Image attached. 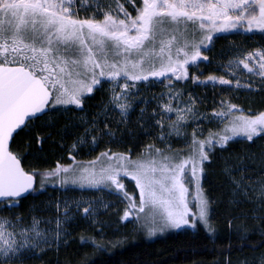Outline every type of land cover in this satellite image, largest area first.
<instances>
[{
  "label": "snow or ice",
  "instance_id": "obj_1",
  "mask_svg": "<svg viewBox=\"0 0 264 264\" xmlns=\"http://www.w3.org/2000/svg\"><path fill=\"white\" fill-rule=\"evenodd\" d=\"M255 32L264 36V0H0V211L18 208L21 199L40 195L49 186L66 192L107 191L125 205L120 219L132 218L130 222L148 237L184 226L214 233L212 201L201 185L204 165L211 162L214 150H225L234 140L264 139V110L246 113L225 97L208 115L199 111L191 93L182 99L183 91L176 83L191 80L236 91H255L258 84L264 91V46L251 51L236 48L221 66L231 79L214 74L201 79L189 72L209 60L204 53L220 34L250 37ZM244 76L258 80L242 83ZM152 82L163 83L166 91L154 97L157 106L149 113L150 101L137 94L140 85ZM105 84L107 101H102L90 121L79 118L87 127L69 148L71 162L39 167L43 159L39 153L51 135L43 129L54 126L56 114L82 111L89 94ZM138 104L144 105L138 114L140 127L163 147L147 144L136 158L130 150L106 148L90 160L76 159L73 152L80 147L87 144L89 151H95L103 137L115 138L107 123L111 112L118 113V123L124 124ZM204 121L219 126L204 135ZM189 124L190 139L182 131ZM33 129L39 130L33 133L36 163L25 164L32 145L25 143L14 150L13 143L20 132ZM173 135L183 140L187 152L171 147ZM246 170L243 164L229 168L225 161L222 171L231 184L229 205L243 204L254 190L258 203L251 209L252 218L264 222V171L253 187L243 183V175L233 176ZM128 178L135 183L138 200L135 192L126 190ZM190 196L196 206L191 217ZM98 203L102 201H74L77 213L92 224L97 223ZM38 207H30L27 224L19 213L12 218L0 216V264H24L42 246L58 244L68 235L65 225L73 217L67 200L55 202L54 228L40 227L44 218L35 215ZM46 223L52 225L53 219ZM227 223L231 229V219ZM248 231L241 229V239ZM260 234L264 235V228ZM86 239L92 238L81 236L82 242ZM92 243L100 247L94 239ZM259 264H264V253Z\"/></svg>",
  "mask_w": 264,
  "mask_h": 264
},
{
  "label": "trees",
  "instance_id": "obj_2",
  "mask_svg": "<svg viewBox=\"0 0 264 264\" xmlns=\"http://www.w3.org/2000/svg\"><path fill=\"white\" fill-rule=\"evenodd\" d=\"M220 37L214 41L211 50L204 53L209 56L211 62L223 61L220 55L234 52L238 47L244 51H251L264 46V36L259 32H255L250 37L223 34H220ZM200 65H203V62ZM212 70L214 69L211 68L209 72ZM107 86L105 84L104 89L89 94V98L82 105V111L56 114L53 120L54 126L43 129V132L51 135L42 145L43 152L39 155L43 159L39 162V167H53L57 161L62 164L71 162L69 148L83 133L84 127H87L80 123L79 118L85 117L89 121L93 118V113L103 106L102 101L108 99L105 91ZM158 89L155 86L147 88L138 96L149 98ZM186 90L197 98L198 107L205 113H210L214 107H217L219 100L225 97L244 108L246 113L250 110V114H256L264 110V91L260 90L258 84L255 91H236L227 88L214 91L199 85H192ZM140 107L142 105L139 106V110ZM139 110L130 114L127 123L124 124L118 123L120 119L118 113L111 112L107 123L114 132L115 138L105 136L100 139L99 147L95 148V151H89L90 145L86 144L73 152V155L78 161H87L107 148L115 152L130 150L131 156L136 158L147 144L161 147L162 144L158 140L153 136L145 135L140 127ZM37 131L39 130H26L15 137L14 150H19L25 143L32 145L28 149L30 154L26 157L25 164L36 163L33 156L37 154V145L33 133ZM207 132L206 126L204 135H207ZM169 142L173 149H186L175 139ZM225 161L228 167L233 169L241 164L245 165L246 171L234 172L233 176L238 178L243 175L246 178L243 183L255 187V181L260 178L261 171H264V139H256L254 143L243 139L234 140L225 150H214L211 162L205 163L201 185L212 201L211 216L216 230L214 233L209 234L202 227H185L154 238H146L135 223L122 222L117 213L111 211L102 213L101 221L96 224L86 222L78 215L67 224L68 235L59 244H53L49 248L27 256L24 264H226V262L227 264H259V258L264 253V235L260 234L264 222L253 219L251 213V209L258 201L255 200L254 190H250L248 192L250 199L240 205H229L231 184L228 176L222 171ZM247 177L253 179L248 180ZM56 191L54 186H49L40 195H28L19 201L18 208H13L15 214L19 213L24 220H28L32 215L29 211L30 207L38 205L35 215L55 218V202L60 199ZM49 203L52 206L45 207ZM6 209L8 208H3ZM229 212L231 215L228 214ZM241 212L244 215H240ZM229 219L232 221L231 229L227 223ZM242 228L249 229L243 239H241ZM81 236L94 239L100 247H96L92 239L82 242Z\"/></svg>",
  "mask_w": 264,
  "mask_h": 264
},
{
  "label": "rangeland",
  "instance_id": "obj_3",
  "mask_svg": "<svg viewBox=\"0 0 264 264\" xmlns=\"http://www.w3.org/2000/svg\"><path fill=\"white\" fill-rule=\"evenodd\" d=\"M126 7H127V5H126ZM129 11L134 14V11H133V9L131 7H129ZM81 15H84V13H81ZM235 50H236V48L234 49V52H235ZM234 52L230 51V52H227V54H225V55H220V58L223 61L219 60V61L211 62V59L208 56V58H209L208 61L203 62V65H199V67H192V68H190L189 69V72L190 73L195 72L198 76H200L201 79H203L204 77L208 76L209 74H214V75H217V76H219V75H226V73L222 70L221 66L224 63H226L229 58H231L233 56ZM211 68H213L214 70H212V71L209 72V70ZM201 73H202V75H201ZM226 78L231 79L232 77L226 75ZM251 79H257L258 80V78H251L249 76H244V77H242L241 82L242 83H247V82H250ZM173 83H175V79L174 78H173ZM192 85L195 86V85H198V84L193 83L191 80H188L186 83H184V82L176 83V87L182 89V91H183L182 99H185L186 100L188 98V94L189 93H187V90L186 89H189L190 86H192ZM154 86H155V88H159V89H158L157 92H153L154 94L152 93L149 98H147L150 101V103H148L147 106H146L147 107V111L149 113H151V111L153 110V108L157 106V100L154 99V97H157L161 92L166 91V89H165V86H164L163 83H158V82H152V83L140 85V92L139 93H141L142 91H144L147 88H154ZM199 86H201L203 88H210V89H212L214 91L215 90H220L222 88L223 89H226L227 88V86H220V85H217L216 87H213L211 84H208L207 87H205L203 85H199ZM139 93L137 95H139ZM140 105H142V104H138L136 106V109H135L136 112H137V110H139V106ZM143 106L144 105H142V107ZM197 107H198V105H197ZM199 111L200 112H203V111H201L200 108H199ZM207 114L208 115H211V112L210 113H207ZM169 115L173 119L175 118V115L174 114H169ZM165 123L167 124L168 121H165ZM205 125L208 127V130L209 129L215 130L219 126L218 125V122H211V123L209 122L208 123V121H204V122H202L201 127L203 129H205L206 128ZM182 131H186L189 134V139H190V135H191V132H192V126H191V124H189V127L186 130L185 129H182ZM201 138H203V137H201ZM172 139L177 140L178 144H180L181 146L184 147V142H183V140L181 138H178L175 135H173L170 140L172 141ZM161 147H163V145ZM183 151L184 152H187L188 149L186 148ZM125 185H126V190L128 192H130V193L135 192V197L138 200L139 193H138V190H135V183H134V181H131V178H128V179L125 180ZM56 194L60 195L59 201L64 202V201L67 200L69 202V204L71 205L72 212L70 213V215L73 217L72 219H76V217L78 215L81 217V215L79 213H77L76 208H75V204H74V201L75 200H78V199L102 201V204L98 203L96 205L97 215L95 216V219H96L97 222H100L101 221V218H102L101 217V214L102 213H106V211H111L113 213H117L119 215V218L123 215V209L125 207L124 203L121 202V199L119 197H117L116 195H113V194H109L107 191H99L98 192V191H93V190H84V191L76 190V191H67L66 192V191H63V190H57L56 191ZM103 204L109 205V207H107V209H105L102 206ZM189 207L191 209V211L189 213V216L191 217L195 213V208H196L194 198L191 197V196L189 197ZM15 213L16 212H15L14 209H11V210L6 209V210H2L0 212V216H7L9 218H12V217H14L16 215ZM36 216L37 217H43L44 218L42 220V222H41V225H40L41 228H47V227H53L54 228L55 227V223H54V219L55 218H53L51 216L46 217V216H43V215H36ZM55 216H56V211H55ZM48 218H52L53 219L52 225H48L46 223V221H47ZM72 219L69 222H71ZM131 219L132 218H129V220H126V221H131ZM85 220H86V222H91L90 219H85ZM126 221H122V222H126ZM24 223H26V224L27 223H30V219L24 220ZM67 224L65 225L66 231H67ZM185 227H191V226H184V227H181V228H185ZM140 230H142V232H143V234H144V236L146 238H154V237L160 236V235H162V234H164V233H166L168 231L170 232V231H174L176 229H168L165 232H163V233H157L155 236H152V237H148L146 235V232L142 228H140ZM53 244L54 245H57V243H52L51 245H53ZM49 247L50 246H48V245H44V246H42V250H44L46 248H49ZM42 250H37L35 253H38V252H40Z\"/></svg>",
  "mask_w": 264,
  "mask_h": 264
}]
</instances>
